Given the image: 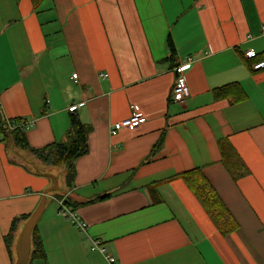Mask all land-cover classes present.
<instances>
[{
  "label": "crops",
  "instance_id": "1",
  "mask_svg": "<svg viewBox=\"0 0 264 264\" xmlns=\"http://www.w3.org/2000/svg\"><path fill=\"white\" fill-rule=\"evenodd\" d=\"M263 28L264 0H43L36 11L31 0H0L3 115L34 121L26 135L35 148L65 141L72 116L90 127L70 186L61 169L37 176L11 164L0 142V264H15L20 216L35 211L52 177L58 190L35 224L46 258L30 264H108L92 239L116 264H264V66L252 67L264 61ZM188 57L179 103L171 90ZM236 83L245 99L214 98ZM133 111L139 123L111 132ZM221 141L237 155L228 168ZM193 168L234 231L222 234L179 176Z\"/></svg>",
  "mask_w": 264,
  "mask_h": 264
},
{
  "label": "trees",
  "instance_id": "2",
  "mask_svg": "<svg viewBox=\"0 0 264 264\" xmlns=\"http://www.w3.org/2000/svg\"><path fill=\"white\" fill-rule=\"evenodd\" d=\"M42 2L43 0H31L33 9L36 11ZM166 44L170 53L168 58H173L175 48L170 37L167 38ZM213 95L214 98L230 96L236 102L246 97L237 83L215 89ZM21 119L22 118L13 119L5 117L0 106V142L4 144L9 162L21 166L31 174L37 176H44L49 173V170L52 168L61 169V171L64 172V179L67 186L72 185L74 178V161L87 152V135L90 127L83 124L77 116H72L65 141H54L43 147L35 148L28 143L26 135L27 129L21 123ZM158 142H160V140ZM219 147L228 168L229 160L236 158L237 155L231 150L228 143L221 141L219 142ZM228 157L230 158L227 161ZM241 171L242 172L239 174H233V178L236 179L237 176L246 173V169H242ZM179 176L183 178L215 227L222 234H228L237 228L235 219L203 175L201 169L193 168L179 174ZM62 196L63 195L59 192L53 193V197L61 198ZM107 196L109 195L96 197L87 203L103 200ZM20 217L25 220L29 215H22ZM17 221L18 218L12 220L9 231L4 237L7 252L9 254L11 253V249H9L10 240L12 239V233ZM45 258L42 241L36 232L35 226L31 234V250L28 264L37 260H45Z\"/></svg>",
  "mask_w": 264,
  "mask_h": 264
},
{
  "label": "built area",
  "instance_id": "3",
  "mask_svg": "<svg viewBox=\"0 0 264 264\" xmlns=\"http://www.w3.org/2000/svg\"><path fill=\"white\" fill-rule=\"evenodd\" d=\"M246 54L248 56H253L254 55L253 49H249ZM191 61H192L191 58L188 57L182 63H179L176 66V79L171 90V98L172 100L179 103H182L189 95V88L185 79L184 72L191 65ZM263 66H264V61L257 62L253 64L252 67L254 69H258ZM71 76L75 78L76 73H73ZM101 76L105 77L106 75L101 73ZM21 120H22L21 123L24 125L26 129H29L34 125L33 120L29 121L24 118H22ZM139 122H140V115L137 112L133 111L129 117H125L113 123L111 126V132H115L121 128L131 127ZM65 198L66 195H63L61 198L54 197V200L58 204L60 213L65 217V219L69 220L80 231H85L86 223L76 216L74 211L66 203ZM90 250L103 254L108 264H116V261L113 257L104 253V248L99 240L92 239Z\"/></svg>",
  "mask_w": 264,
  "mask_h": 264
},
{
  "label": "water",
  "instance_id": "4",
  "mask_svg": "<svg viewBox=\"0 0 264 264\" xmlns=\"http://www.w3.org/2000/svg\"><path fill=\"white\" fill-rule=\"evenodd\" d=\"M52 186L45 189L41 195L39 205L35 211L28 217V219L23 224L15 243L16 261L15 264H28L30 256L31 247V234L33 228L43 211L46 203V194L52 191H57V180L52 177Z\"/></svg>",
  "mask_w": 264,
  "mask_h": 264
},
{
  "label": "rangeland",
  "instance_id": "5",
  "mask_svg": "<svg viewBox=\"0 0 264 264\" xmlns=\"http://www.w3.org/2000/svg\"><path fill=\"white\" fill-rule=\"evenodd\" d=\"M54 170L56 171V173H57V168H54ZM49 199H50V197H49ZM30 250H31V247H30Z\"/></svg>",
  "mask_w": 264,
  "mask_h": 264
}]
</instances>
